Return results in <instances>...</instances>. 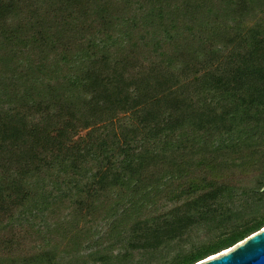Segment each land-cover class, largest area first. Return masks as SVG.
<instances>
[{"label":"trees","instance_id":"obj_1","mask_svg":"<svg viewBox=\"0 0 264 264\" xmlns=\"http://www.w3.org/2000/svg\"><path fill=\"white\" fill-rule=\"evenodd\" d=\"M262 229L264 0H0V264H198Z\"/></svg>","mask_w":264,"mask_h":264},{"label":"water","instance_id":"obj_2","mask_svg":"<svg viewBox=\"0 0 264 264\" xmlns=\"http://www.w3.org/2000/svg\"><path fill=\"white\" fill-rule=\"evenodd\" d=\"M198 264H264V229L237 246Z\"/></svg>","mask_w":264,"mask_h":264},{"label":"rangeland","instance_id":"obj_3","mask_svg":"<svg viewBox=\"0 0 264 264\" xmlns=\"http://www.w3.org/2000/svg\"><path fill=\"white\" fill-rule=\"evenodd\" d=\"M136 258H137V260H139V256H137Z\"/></svg>","mask_w":264,"mask_h":264}]
</instances>
